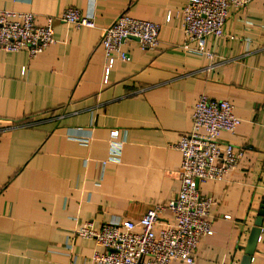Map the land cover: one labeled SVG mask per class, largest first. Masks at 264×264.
Masks as SVG:
<instances>
[{
	"label": "crops",
	"instance_id": "1",
	"mask_svg": "<svg viewBox=\"0 0 264 264\" xmlns=\"http://www.w3.org/2000/svg\"><path fill=\"white\" fill-rule=\"evenodd\" d=\"M185 3L0 0V9L34 14L38 25L68 7L95 21L92 29L54 21L55 43L34 58L0 51V264H91L104 249L76 234L84 223L136 222L173 199L181 157L172 146L190 131L202 94L232 105L240 124L218 141L243 154L222 181L198 185L216 204L194 264H239L264 198V0L233 12L224 36L206 41L214 67L182 48L174 14ZM123 14L157 23L159 46L142 51L129 41L128 60L103 84L101 31ZM114 130L118 161L110 160ZM249 264H264V220Z\"/></svg>",
	"mask_w": 264,
	"mask_h": 264
},
{
	"label": "built area",
	"instance_id": "2",
	"mask_svg": "<svg viewBox=\"0 0 264 264\" xmlns=\"http://www.w3.org/2000/svg\"><path fill=\"white\" fill-rule=\"evenodd\" d=\"M185 1L184 7L174 14L181 23L185 38L182 48L204 56L209 61L208 66L214 67L217 62L214 61V53L206 48V41L223 37L224 25L230 15L245 9L252 0ZM171 16L172 13L167 15L168 22ZM36 20L37 16L31 13L0 9V51L26 52L30 58L36 57L55 43L54 21L75 29L95 28L91 15H84L72 7L64 9L58 17H45L43 25H38ZM159 32L157 23L138 20L126 14L103 28L100 38L104 53L102 83H108L117 61L128 60L124 46L129 41H136L142 51H153L159 46ZM190 44L195 46L192 48ZM239 124L240 120L234 115L228 101L200 95L193 107L190 131L172 146L181 157L178 171L180 188L176 196L166 203L153 205L136 222L110 221L100 228L90 222L84 223L76 234L94 240L97 246L104 249V252L94 251L90 263L194 264L201 238L213 233L208 216L216 204L212 197L199 192L196 182L222 181L238 165L243 149L221 144L218 136L221 132L232 134ZM118 137V130L110 132L113 140L111 161H118L121 143L114 142ZM165 213L170 214V219L160 224V217Z\"/></svg>",
	"mask_w": 264,
	"mask_h": 264
},
{
	"label": "water",
	"instance_id": "3",
	"mask_svg": "<svg viewBox=\"0 0 264 264\" xmlns=\"http://www.w3.org/2000/svg\"><path fill=\"white\" fill-rule=\"evenodd\" d=\"M198 182H196V187L198 188ZM264 215V198L262 206L260 207V210L258 211L257 217L254 220L253 228L251 229L248 239L246 241L244 250H243V256L240 259L239 264H249L251 260L252 253L254 251L256 242L258 240V234H259V228L262 223V216Z\"/></svg>",
	"mask_w": 264,
	"mask_h": 264
}]
</instances>
